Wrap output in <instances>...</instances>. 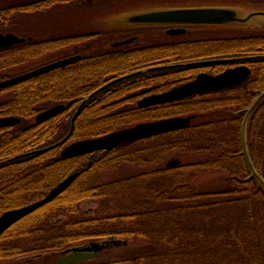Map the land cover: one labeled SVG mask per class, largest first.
<instances>
[{
	"label": "trees",
	"instance_id": "obj_1",
	"mask_svg": "<svg viewBox=\"0 0 264 264\" xmlns=\"http://www.w3.org/2000/svg\"><path fill=\"white\" fill-rule=\"evenodd\" d=\"M51 5L35 4L27 11ZM13 10L20 9L0 10L1 33L16 24ZM75 41L32 39L0 49V81L32 59ZM188 42L181 50L95 44L69 65L0 90V118L21 120L0 128V215L43 199L78 172L64 192L0 236V263L22 264L17 261L22 257L67 253L97 243L106 251L138 239L151 250L114 262L264 264V187L250 178L241 152L244 110L264 91V35ZM206 60L210 62L201 63ZM242 64L251 74L239 86L163 105L136 106L143 96L193 81L199 73L216 75ZM156 66L168 67L150 69ZM135 72L140 73L87 98L106 83ZM84 100L70 139L47 149L68 135L71 118ZM58 104L64 105L59 113L34 121L39 112ZM194 114L195 120L184 128L109 151L61 156L62 148L73 142ZM214 114L223 117L206 120ZM245 142L250 162L264 182V99L247 120ZM170 157L179 159V165L166 166ZM188 158L194 161L181 162ZM122 166L140 171L107 179ZM203 171L225 172L222 187L197 191L195 181ZM83 202H96V213L85 216Z\"/></svg>",
	"mask_w": 264,
	"mask_h": 264
},
{
	"label": "water",
	"instance_id": "obj_2",
	"mask_svg": "<svg viewBox=\"0 0 264 264\" xmlns=\"http://www.w3.org/2000/svg\"><path fill=\"white\" fill-rule=\"evenodd\" d=\"M186 14H128L122 15L116 18V25H126V24H136V23H153V22H169V21H180L186 23H199V24H243L247 22L251 16H255L256 14H252L245 18H240L235 11L229 9H201L197 11H188L185 12ZM111 23V22H110ZM26 40L31 41L30 38L22 39L19 38L12 33H0V49L12 47L14 45L24 43ZM132 40L127 39L122 42H116L112 44L114 47L122 46L129 44ZM80 55L71 56L65 59L57 60L53 63L38 67L34 70L29 72L23 73L21 75H17L14 77H10L0 81V90L17 85L23 81L31 79L33 77H38L41 74L50 72L52 70L58 69L60 67L69 65L73 61L79 59ZM218 61V60H212ZM210 61H204L201 63H207ZM168 66H157L150 68L151 70L154 69H162ZM140 72H135L126 76H122L116 78L105 85L101 86L97 90H95L92 94H90L87 98L93 97L95 94L99 93L100 91L104 90L106 87L120 81L126 79L128 77L133 76ZM250 69L246 65H238L234 67H230L224 69L223 72L211 75L207 73H199L193 81H188L182 83L172 89L159 93V94H152L147 95L140 99L137 102V107L146 108L149 106L155 105H163L165 103H173L175 101H179L185 98H189L194 95H203L205 93L210 92H218L221 90L233 88L243 84L246 79L250 76ZM264 99V91H262L257 98L252 102V104L246 108L245 116L242 123V155L245 158L246 164L248 166L249 172L251 173L250 178H256L259 183L264 187V182L260 178L259 174L255 170L252 162H250V156L247 150L246 144V125L247 120L251 114V112L255 109L258 103ZM86 100L82 101L81 104L76 108V112L72 116L71 120V128L69 129L68 135L62 139L60 142L48 147L47 149H52L58 146L64 145L71 137L73 132L75 118L77 116L80 107L85 103ZM64 108L63 104H58L50 109L44 110L43 112H39V114L35 117L34 121H40L47 119L57 113H59ZM196 115H188V116H174L165 119L150 121L139 123L137 125H133L129 128L121 129L106 135L90 138L86 140H81L77 142H73L67 146H65L61 151V156H74L83 153H92L99 150L109 151L115 147L120 145H124L126 143L149 137L154 136L156 134H160L163 132H168L171 130L184 128L190 125V123L195 120ZM21 120L16 117H3L0 118V128L12 126L19 124ZM180 162L178 160H171L167 163L166 166H176ZM78 172H73L63 181H60L55 187H53L49 192H47L46 196L34 203H29L28 205H23L19 208L9 209L0 215V236L8 230L12 225L16 222L21 220L23 217L31 214L32 212L36 211L37 209L41 208L42 206L48 204L49 202L53 201L56 196L64 192V190L74 181L77 177ZM113 244H118V241H113ZM102 247L97 244H91L87 247L82 248H74L71 254L67 255L64 258L59 260V264H70L75 263L78 261L85 260L87 256L82 254L83 251H97L101 250Z\"/></svg>",
	"mask_w": 264,
	"mask_h": 264
},
{
	"label": "rangeland",
	"instance_id": "obj_3",
	"mask_svg": "<svg viewBox=\"0 0 264 264\" xmlns=\"http://www.w3.org/2000/svg\"><path fill=\"white\" fill-rule=\"evenodd\" d=\"M29 1L31 0H27L26 2ZM11 5H19L18 0H0V8L3 7L1 8V10L6 9ZM252 6L248 7L253 8ZM258 7L264 10V1L263 3L261 2L260 6ZM27 10L28 9H26V11ZM13 11L14 12L12 13L14 15L12 16V19L17 22L14 26H10L7 32L4 31L2 33H12L13 35L19 38H30L31 40L72 39L76 41L73 43H62L63 45L57 47L56 50L32 59L26 65H23L19 69L20 72L16 70L15 72L17 73L12 74V71L9 75L10 77L21 75L38 67L53 63L57 61V59L59 60L68 56H74L77 53H80V51H82L83 49L93 47V45L99 44L100 42H104V46L108 48L110 47L109 44L113 41L109 38H116V36H119L106 35L108 33H111L110 30H106L107 25L100 24L101 22H111L112 24H114V22H116V18L119 17V15L117 14H81L74 10L73 7H67L58 4L51 5L43 10L31 11L28 12V14H21L22 12H17L19 10ZM248 12L249 10L247 9L242 12L243 14H238V16L240 18H245L252 15L247 14ZM92 32H102L99 36V38L101 39L99 40L96 35H92V37L89 36L87 38L84 37L82 38V40H80V38H76L77 34H86ZM112 33L115 34V32L113 31ZM252 34H260L262 36L264 35V14H256L255 16H251V18L243 24L235 23L215 24L211 26L205 25L202 29H200V32L197 35L187 36L186 41H201L204 39L242 37L250 36ZM71 35L76 36L69 37ZM144 42L146 43V41ZM85 43H89L90 45L87 47L85 46ZM221 117L223 116L219 114H214L206 118V120L218 119ZM171 160L179 161V159L175 157H170L166 159V163ZM186 161L192 162L194 161V159L188 158L185 160H181V162ZM139 171L140 169L138 168L122 166L110 172L107 176V179L112 180L115 178H121L138 173ZM226 177L227 174L223 171H203L202 173L197 175V179L195 181V189L201 192L216 190L222 187L223 180ZM98 207L99 206L96 202H83L81 204V209L84 212L85 216H91L95 214ZM150 248L151 247L143 240H128V242L124 245H120L117 247H113L110 250L103 251V257L101 258V261L107 262L111 260L110 262H113L112 264H118L114 262L118 257L131 255L137 252H147ZM63 252L65 251H57V253L50 252L37 255H30L27 257H22L17 261L22 264H57V259L62 255L61 253ZM0 264L16 263L12 261H4Z\"/></svg>",
	"mask_w": 264,
	"mask_h": 264
},
{
	"label": "flooded vegetation",
	"instance_id": "obj_4",
	"mask_svg": "<svg viewBox=\"0 0 264 264\" xmlns=\"http://www.w3.org/2000/svg\"><path fill=\"white\" fill-rule=\"evenodd\" d=\"M18 0L19 5H11L6 9L18 7L21 14H28L26 9L33 7L35 4L52 3V5H64L73 7L74 10L81 14H117L119 16L128 14H186L185 12L197 11L201 9H231L236 14H243L245 10H249L247 14H264V10L260 9L261 2L264 0ZM22 3V4H20ZM253 5V6H252ZM252 6L253 8H249ZM3 8V7H1ZM0 8V10H1ZM5 8V7H4ZM259 8V9H258ZM7 14V13H4ZM107 25V31L111 33L106 35H119L116 38H109L113 41L109 44L113 46L115 42L131 39L132 41L126 46L132 47H150L153 49H183L189 43L186 41L187 36H195L205 25L199 23H186L180 21L169 22H153V23H136L126 25H114L112 23L101 22ZM105 31V30H104ZM115 32L114 33H112ZM102 32H92L86 34H77L76 38H87L96 35L99 38ZM76 36L71 35L69 37ZM103 36V35H102ZM101 38H99L100 40ZM98 40V41H99ZM146 41V43L144 42ZM104 44V42H100ZM142 44V45H141ZM90 44L85 43V46ZM84 50V49H83ZM147 96V95H146ZM145 97V96H143ZM87 258L70 264H106L101 261L103 250L83 251ZM57 259V264L61 258L71 254V252H63Z\"/></svg>",
	"mask_w": 264,
	"mask_h": 264
}]
</instances>
